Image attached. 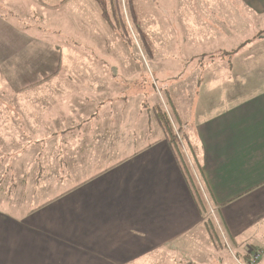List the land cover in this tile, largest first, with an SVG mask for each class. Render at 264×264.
Instances as JSON below:
<instances>
[{"label":"crops","instance_id":"1","mask_svg":"<svg viewBox=\"0 0 264 264\" xmlns=\"http://www.w3.org/2000/svg\"><path fill=\"white\" fill-rule=\"evenodd\" d=\"M243 2L248 10L264 14V0ZM4 3L0 9L1 138L8 139L11 133L18 139L60 141L58 147L47 149L48 163L38 162L43 177L29 181L25 189L5 175L0 179V264H160L157 258L168 244L215 218L217 208L212 202L223 196L228 203L218 207L227 223L225 244L233 257L237 259V246L247 251L258 240L264 244V231L258 227L264 223V84L260 81L264 67L256 74L251 69L254 76L259 74V81L252 82L249 72V86L243 83L249 70L241 69V84L247 87H230L233 93L229 89L224 121L213 126L201 121L191 128L190 137L205 143L203 149L197 141L194 150L211 191L204 196V209L195 195L193 176L187 175L185 158L178 160L166 132L158 126L160 119H150L148 111L152 114L153 107L120 118V124L114 121L120 115L111 104L101 106L99 113L75 114L71 119L67 110L71 113L72 105L64 112L61 108L72 96L71 84L60 79L67 71L62 69L63 47L53 44L55 52L48 51L55 59L51 66L37 62L41 52H36V44L40 48L42 27L51 20L34 7L29 11L19 0H0L1 7ZM41 5L48 14L64 5L96 10L89 0H46ZM24 14L33 21L25 24ZM259 23L262 34L242 39L243 62L252 59L256 50H264L261 18ZM70 37V42L79 41ZM80 40L87 39L81 36ZM53 85L57 88L52 90ZM254 90L258 93L250 97ZM28 108L31 127L26 117L16 120ZM113 140L121 141L111 145ZM4 150L9 149L3 146L0 154ZM57 155L59 174L54 169ZM73 156L78 163L73 164ZM3 167L8 166L1 163ZM214 234L213 245L215 226Z\"/></svg>","mask_w":264,"mask_h":264},{"label":"rangeland","instance_id":"2","mask_svg":"<svg viewBox=\"0 0 264 264\" xmlns=\"http://www.w3.org/2000/svg\"><path fill=\"white\" fill-rule=\"evenodd\" d=\"M19 1L29 11L34 7L41 17L44 15L46 20H51L50 25L42 27L40 48L38 43V51L33 49L41 52V57L40 53L37 55L40 66L54 63V55L50 56L48 52H55L53 44L63 47L62 69L67 71L60 79L72 86V96L67 104L61 105L63 112L71 104V113L67 110V116L73 119L75 114L99 113L103 110L101 106L111 104L116 106V114L120 115L114 121L120 124V118L134 117L148 106L153 107L152 114L150 109L148 111L150 119L159 118L158 112L164 111L179 137V148L183 151L185 165H188L187 175L193 176L204 201V196L211 194V191L203 176L204 170L202 174L194 154V150L197 151L199 147L197 141L202 140L190 137L191 128L197 127L201 121H205L206 126L210 123L211 126L215 125V121H224L230 87L236 84L245 89L249 86V72L252 82L259 81V74H253L257 73L258 68L264 67V50H256L248 62H243L240 54L243 38L262 34L259 18L264 22V14L248 10L243 0H118L121 6V20L118 22L127 23L131 31L129 40H124L123 35L103 17L97 0H89L94 3L96 10L90 8L86 12L74 9L75 5H64L49 14L43 11L41 5V1L46 0ZM107 1L110 8L112 2L117 4V0ZM24 15L25 24L33 21L27 18V14ZM109 15L112 16V12ZM114 22L117 23L116 20ZM81 23L85 25L81 26ZM30 29L34 30L33 27ZM141 31L147 37H142ZM70 36L79 41L70 42ZM81 36L87 40L80 42ZM52 38L56 42H52ZM242 68L249 70L243 77V83H248L244 84L246 87L241 84ZM251 69L255 71L251 72ZM260 81L264 84V70ZM55 88L53 85L52 90ZM230 92L233 93L231 89ZM254 93L258 92L254 90L250 97ZM24 117L31 127V108L16 117V120ZM17 125L9 123L8 126ZM160 131L163 134L164 131ZM59 141L37 142L33 136L18 139L11 133L5 139L1 138L0 131V148L5 146L9 149L0 154V179L5 175L25 189L30 185L29 181L43 177L38 162L48 163L47 149L58 147ZM72 141L75 146L76 140ZM120 141L113 140L111 145H116L115 142L119 144ZM106 142L101 145L105 146ZM201 144L205 149V143ZM75 157L73 164L78 163ZM58 159L59 155L54 163L57 174ZM1 163L8 167L1 169ZM224 198L218 197L219 201L212 202L217 208L216 214H213L215 218L209 221L212 228L200 223L187 234L179 236V240L160 251L161 257L157 258L161 260L160 264H239L238 260L252 264V252L259 248L264 250L263 240L255 242L258 247L252 245L254 249L247 251L237 246L234 255L240 259L233 257L225 244L227 223L219 210L220 206L228 203ZM214 226L218 237V244L214 242L215 245ZM258 227L264 231V223ZM219 241H222V246ZM258 263L264 264V253Z\"/></svg>","mask_w":264,"mask_h":264},{"label":"trees","instance_id":"3","mask_svg":"<svg viewBox=\"0 0 264 264\" xmlns=\"http://www.w3.org/2000/svg\"><path fill=\"white\" fill-rule=\"evenodd\" d=\"M97 1L100 3V6L102 8L103 17H105L111 23V26L115 30H118L123 35L124 40H129V36H131V31L129 29L128 24L125 22H120V23L118 22L119 20H121L119 18L121 16V6L118 5L119 1L118 0L116 1L117 4H113V2H112L111 8L109 7L107 0H97ZM109 12H112V16L109 15ZM114 20H116L117 23H115ZM141 36L147 37V34H145V32H143V31H141ZM158 114H159L161 126H162L163 130L166 132L168 140H169L170 144L173 146L172 148H174V151L177 155L178 160L182 161L185 157H184L183 151L180 150V148H179L180 147V140H179L177 133L174 131L173 126H172L169 118H167L165 112L164 111L158 112ZM186 169H187V167H186ZM193 188H194V192H195L196 197L199 199L200 203L202 204V207L204 209H206L204 201L202 200V195L198 196V194H199L198 189L196 187H193ZM211 224L209 222H207V226L209 228H212ZM217 239H218V237L216 238L215 242L218 244ZM219 242L222 245V241H219Z\"/></svg>","mask_w":264,"mask_h":264},{"label":"built area","instance_id":"4","mask_svg":"<svg viewBox=\"0 0 264 264\" xmlns=\"http://www.w3.org/2000/svg\"><path fill=\"white\" fill-rule=\"evenodd\" d=\"M264 253V250H255L252 252V264H259L258 262L260 261L262 255ZM237 259H240L238 257H236ZM239 264H244L243 262H241L240 260H238Z\"/></svg>","mask_w":264,"mask_h":264}]
</instances>
